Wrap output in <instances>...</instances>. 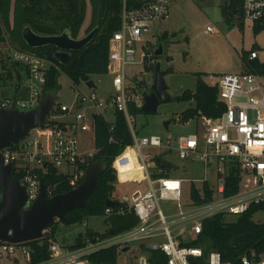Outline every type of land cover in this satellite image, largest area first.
Here are the masks:
<instances>
[{
	"label": "built area",
	"instance_id": "built-area-1",
	"mask_svg": "<svg viewBox=\"0 0 264 264\" xmlns=\"http://www.w3.org/2000/svg\"><path fill=\"white\" fill-rule=\"evenodd\" d=\"M178 1L181 0H121L119 29L107 45L105 75L110 78V94L98 96L99 88L94 80L96 90H88L85 86L87 81L71 84L75 97L70 104L55 106L54 102L42 129L30 130L23 140L1 150L3 164L11 166L12 174L18 175L20 185L26 190L23 209L27 210L39 195L42 175L49 170L54 169L68 178L71 187L84 179L85 168L89 166L95 150L80 152L79 135L91 132L92 122L97 116L110 124L106 111L112 105L113 114L120 112L124 115L132 138V145L123 152L128 148L135 151L142 172L140 181L120 182L118 171L113 167L116 157L111 166L116 182L145 184L146 190H135L109 200L117 202V205L105 207L103 216L133 215L138 220L137 225L127 232L114 233L104 239H86L84 246L76 250L61 247L47 229L42 233V239L48 245L47 260L31 263V247L3 243H0V259L8 258L11 264H89L88 257L97 251L115 247L123 253L136 243L141 250L161 253L165 258L164 264H232L223 262L218 252L204 255L202 248L186 244L201 233L204 220L217 215L235 218L247 212L252 205L264 202V95L256 76L245 72L219 76L213 86L218 88L217 101L225 108L222 114L215 119L200 116L195 122L182 123L184 126L192 123L194 127L189 134L173 139L162 141L158 136L137 138L133 116L128 112L130 104L141 109L143 99L126 83L125 68L135 64L145 66L147 58L151 57L148 50H142L139 62H135L143 35L153 24L167 21L171 4ZM240 18L253 24L264 23V0H242ZM206 31L212 32V28ZM6 37L4 33L0 42V67L9 63L25 69L26 96L0 97V109L30 111L39 104L49 70L58 68L43 57L16 50ZM255 59L257 53L251 51L247 60ZM53 109L60 114H51ZM143 149L162 151L151 155ZM166 151L175 152L181 161L198 163L202 167L201 179L171 178L173 166L168 161L171 168L159 165L161 160L166 161L162 158ZM231 174L238 179L236 192L226 195V182ZM193 186L201 202L192 198ZM54 190V186L47 187L46 197H53ZM169 203L173 205L169 206ZM105 230L109 228L105 227ZM137 264H150L148 256H139ZM238 264H264V251L256 253L251 250L239 259Z\"/></svg>",
	"mask_w": 264,
	"mask_h": 264
},
{
	"label": "trees",
	"instance_id": "trees-1",
	"mask_svg": "<svg viewBox=\"0 0 264 264\" xmlns=\"http://www.w3.org/2000/svg\"><path fill=\"white\" fill-rule=\"evenodd\" d=\"M241 4L242 0H228L227 5L221 8L225 22L233 23V25L237 23L239 27H242ZM87 5L91 11L90 22L82 34L86 35L95 28L97 34L88 47L80 52H73L65 64H60L53 58L54 47L29 49L23 42L21 31L26 26L42 36L60 35L63 31L68 30L72 38H80ZM120 7L121 0H0V42L3 40L1 29L3 26L10 43L16 50L33 53L54 63L58 70H49L44 93L57 95L58 81L62 75L72 85H79L81 82L90 80L91 77H100L106 74L107 45L110 37L119 29ZM263 28L264 23L253 24L255 33ZM159 40L164 46L170 42V37L163 34L159 36ZM248 55L249 53L242 54L240 57L242 73L264 76V64L258 63L257 59L248 61ZM161 74L163 75V73ZM26 76L25 69L18 64H1L0 86H7L8 83H11L13 88L11 96L7 97L5 93H0V97L24 98L26 89L25 86H21L22 80H25ZM217 95V86H209L198 77L194 91H184L173 99L177 102L192 103V107L180 114L178 122H195L200 116L210 119L218 118L225 108L217 101ZM128 112L133 117L142 113L132 104L129 105ZM51 114L60 113L53 109ZM170 121L175 123L174 119ZM56 124L58 123L56 122ZM110 126H112L111 131ZM91 133L95 154L89 165L101 161L105 169L100 175L95 191L88 198L86 206L68 212L65 215V222L62 223L67 226L81 225L90 217H102L105 227H108L110 231L115 234L127 232L137 225L136 217L130 215L104 218L103 216L105 201L118 199V195L115 194L118 183L111 167L115 158L117 157L113 167H116L121 160L138 164L133 149L128 148L123 152L125 148L132 145V138L124 115L114 112L113 121L110 124L97 116L92 122ZM110 139L111 141H109ZM122 152L123 154L120 155ZM11 178L19 180L15 173L11 175ZM42 179L45 190L49 186L55 187L54 195L67 193L83 181L82 179L75 187H71L69 179L58 174L54 169L42 175ZM237 183V176L231 174L226 182L225 194L235 193ZM191 195L195 202H201L194 186ZM257 213L264 215V202L252 205L247 212L232 219H227L223 215L206 219L202 222L201 233L191 239L186 246H198L202 248L204 255L209 252H218L223 262L238 264L239 259L247 252L253 250L260 253L264 251V222L253 221V216ZM55 229L56 223L49 229L53 240H55ZM109 230L102 233L88 230L84 235H78L73 244L67 248L76 250L84 246L86 239L107 238ZM25 245L33 249L31 263H39L48 259V245L44 239L28 242ZM119 254L117 248L112 247L95 252L88 257V261L89 264H117ZM148 259L150 264H164L165 262L164 256L159 252H151Z\"/></svg>",
	"mask_w": 264,
	"mask_h": 264
},
{
	"label": "rangeland",
	"instance_id": "rangeland-1",
	"mask_svg": "<svg viewBox=\"0 0 264 264\" xmlns=\"http://www.w3.org/2000/svg\"><path fill=\"white\" fill-rule=\"evenodd\" d=\"M224 0H181L180 8L176 10L174 17L170 20L169 29L178 32L177 37H171V43H166L163 54L157 58L153 56L156 43L153 40L157 34L165 28V23L153 24L148 33L143 35V42L137 47L135 62H139V54L142 50H148L150 59L142 65H130L125 68L126 83L139 94H150L152 88V70L156 63L160 65V72L167 87V94L171 101L159 104L155 113H141L133 117V129L137 138L158 136L165 141L177 136L189 134L194 124L184 126L178 122L180 114L192 107L189 102H177L173 100L184 91H194L198 77L207 85L216 82V78L224 74H238L242 70L241 55L255 51L258 55V63L264 64V28L255 33L253 23L242 21V27L237 23L225 22L221 5ZM90 7L87 5L86 15L83 22L82 32L88 27L90 22ZM207 28H212V32H207ZM2 34L6 31L1 26ZM7 36V35H6ZM8 38V37H6ZM174 38V39H173ZM153 61V64L151 62ZM264 95V76H256ZM91 80L98 86L96 94L106 97L112 91L110 78L106 75L91 77ZM59 89L55 99V106L59 104H70L75 97L71 83L65 76H61ZM141 83V84H140ZM26 85V80H22V86ZM12 85L0 86V93H5L7 97L12 94ZM90 116V111H86ZM106 119L113 121V106L109 105L106 111ZM175 120V123L168 125V130L164 129V123ZM89 121V119H87ZM79 151H87L93 148L92 133L79 135ZM145 153L151 155L159 154L160 149H143ZM163 159L168 161L173 168L170 170V177L176 179H201L202 167L198 163H190L178 159L175 152H164ZM118 171L119 181H140L142 172L137 164L121 160L114 167ZM135 190H146L145 184L118 183L116 195L122 197L129 195ZM173 203H169L172 206ZM164 205L161 204V207ZM232 219V217H228ZM253 221L264 222V215L257 213L253 216ZM55 240L63 248L71 246L78 235H84L91 230L102 233L105 225L102 217H90L81 225L67 226L64 223L55 222ZM150 251L140 249L138 244H132L126 252L120 253L117 264H137L138 257L149 256ZM22 259V258H21ZM0 264H11L6 258L0 259Z\"/></svg>",
	"mask_w": 264,
	"mask_h": 264
},
{
	"label": "water",
	"instance_id": "water-1",
	"mask_svg": "<svg viewBox=\"0 0 264 264\" xmlns=\"http://www.w3.org/2000/svg\"><path fill=\"white\" fill-rule=\"evenodd\" d=\"M139 6V5H138ZM97 29L83 37L74 39L68 30L60 35L42 36L34 33L29 27H24L21 37L29 49L54 47L53 58L60 64H65L73 52H80L88 47L94 40ZM164 48L157 39V46L153 53L154 57L163 54ZM88 90H96L92 80L85 83ZM56 95L42 93L39 104L30 111L0 109V243L20 245L42 239V233L50 229L55 222H65V215L74 210L86 206L88 198L97 187L100 175L104 171L101 161L90 164L84 175L83 181L64 194H57L51 198L45 195L43 180L39 182V195L29 209L24 210L26 190L18 180H12V168L3 164L1 150L7 146L23 140L30 130L44 126L46 118L53 108ZM142 113H155L159 104L170 102L172 99L167 94L160 65L156 63L152 70V88L150 94H142ZM171 121L164 123V129L168 130ZM161 168H171L164 160L160 162ZM117 202L106 200L105 207H115ZM109 231V235H113ZM125 251V250H124Z\"/></svg>",
	"mask_w": 264,
	"mask_h": 264
},
{
	"label": "crops",
	"instance_id": "crops-1",
	"mask_svg": "<svg viewBox=\"0 0 264 264\" xmlns=\"http://www.w3.org/2000/svg\"><path fill=\"white\" fill-rule=\"evenodd\" d=\"M180 2L181 1H178V2H173L172 4H171V6H170V15H169V18H168V20L167 21H165L164 23H165V25H166V28L161 32V33H159V34H157L155 37H153L154 38V41H155V43H156V40L157 39H159V36L160 35H168L169 37H170V43H171V41H172V39H171V37L173 36L174 38H176L177 37V33L179 32V31H181V30H179L178 32H176L175 30H172V29H169V26H170V20H172V18L174 17V15H175V12H176V10H178V9H181L180 8ZM227 2H228V0H224V3L221 5V8L222 7H224V6H226L227 5ZM173 38V39H174ZM257 59H258V55H257ZM242 72V70L239 72V73H241ZM238 73V74H239ZM221 76V75H220ZM216 80H217V78H216ZM205 83V82H204ZM215 83H213V84H211V85H209V86H213ZM7 260H8V258H6ZM9 261V260H8ZM10 263H12L11 261H9Z\"/></svg>",
	"mask_w": 264,
	"mask_h": 264
},
{
	"label": "flooded vegetation",
	"instance_id": "flooded-vegetation-1",
	"mask_svg": "<svg viewBox=\"0 0 264 264\" xmlns=\"http://www.w3.org/2000/svg\"><path fill=\"white\" fill-rule=\"evenodd\" d=\"M156 46H157V40H156Z\"/></svg>",
	"mask_w": 264,
	"mask_h": 264
},
{
	"label": "bare ground",
	"instance_id": "bare-ground-1",
	"mask_svg": "<svg viewBox=\"0 0 264 264\" xmlns=\"http://www.w3.org/2000/svg\"><path fill=\"white\" fill-rule=\"evenodd\" d=\"M137 165H138V167H140L139 164H137Z\"/></svg>",
	"mask_w": 264,
	"mask_h": 264
}]
</instances>
